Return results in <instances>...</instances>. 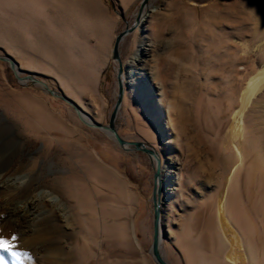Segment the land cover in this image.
<instances>
[{"label": "rangeland", "instance_id": "obj_1", "mask_svg": "<svg viewBox=\"0 0 264 264\" xmlns=\"http://www.w3.org/2000/svg\"><path fill=\"white\" fill-rule=\"evenodd\" d=\"M143 1L0 0V57L14 60L21 77L34 75L95 124L108 126L118 98L115 40L135 26ZM145 10L150 16L120 45L125 88L116 129L125 141L159 154L161 254L168 264H187L184 233L215 206L227 185L236 163L228 139L231 114L264 69V0H149ZM140 48L143 55L136 59ZM248 109L252 144L246 152L260 161L264 91ZM42 113L74 136L60 129L50 133L52 139L25 134V123L43 132ZM0 125V159L7 164L0 177L30 175L14 199L26 201L43 191L59 198L37 200L30 234L22 227L17 237L18 251L28 255L14 262L0 251L5 264H156L155 158L125 152L43 86L20 82L3 61ZM258 191L254 183L251 203ZM96 202L111 203L107 215L125 222L126 235L101 237L100 224L90 218ZM4 221L0 235L13 244ZM254 222L261 232L263 217Z\"/></svg>", "mask_w": 264, "mask_h": 264}, {"label": "bare ground", "instance_id": "obj_2", "mask_svg": "<svg viewBox=\"0 0 264 264\" xmlns=\"http://www.w3.org/2000/svg\"><path fill=\"white\" fill-rule=\"evenodd\" d=\"M149 16L150 13L145 10L141 21H145ZM141 49L138 51L136 59L143 55ZM12 61L15 64L14 71L18 73L19 66L14 60ZM263 91L264 69L254 77V83L245 97L243 106L231 114L230 126H228V139L236 155V163L228 175L227 185L219 195L215 206L208 207L203 216L194 222L192 226L188 227L184 233L182 242L185 247L182 251L187 264H264V164L260 162L264 157L260 161L259 157L248 158L246 152L247 144H252L249 138L251 134L249 135L248 108L250 102ZM76 112L85 125L89 127L95 125L82 111L78 112L77 110ZM29 116L31 115L29 114ZM42 119L46 123L39 126L43 129V132L36 133L32 126L25 123L23 126L24 133L27 135L39 134L43 135L42 137L52 139L55 135L50 133L60 129L64 131L66 137L71 138L74 136L72 132H68L59 123L52 120L48 123L49 119L43 113ZM85 122H88L89 125ZM2 127L0 125V130ZM106 132L109 133L108 131ZM110 136L114 138L113 135L110 134ZM154 160L157 162L156 158ZM5 165L7 164L0 159V168L3 169L6 167ZM103 173L106 179L116 180L109 172L104 171ZM30 182V175L24 177H0V196H2L1 200H3L2 202L0 201V222L5 220L6 232L10 231L11 237H16L12 244L15 252H19L17 237L20 236L22 227L25 228L24 232L26 234H30L28 229L32 227L31 223L35 216L33 209H35L37 200L55 202L59 199L54 194L43 191L37 195L30 193L29 198L25 196V199L27 198L26 201L15 200L14 193L17 190L19 191L20 188L27 186ZM116 182L125 188L124 183L117 180ZM66 183V189H71L72 185H70L69 181ZM254 183L258 184L259 191L255 198V203H251L250 189ZM2 191L6 192V195H1ZM95 205L97 208L91 213L90 218L96 220L98 225L100 224L99 231L102 238L113 234L123 236L127 234V230L124 227L125 222L111 221L108 217L107 214L113 210V207L109 206L111 203L103 206L96 202ZM259 216L263 217V229L261 232H258L257 225L254 222V217L259 218ZM118 224L122 226L120 230L117 228ZM114 227L117 228L115 232H113ZM10 258L14 262L17 261L12 256Z\"/></svg>", "mask_w": 264, "mask_h": 264}, {"label": "water", "instance_id": "obj_3", "mask_svg": "<svg viewBox=\"0 0 264 264\" xmlns=\"http://www.w3.org/2000/svg\"><path fill=\"white\" fill-rule=\"evenodd\" d=\"M149 0H144L140 9V12L138 14V17L136 19L135 26L131 28H127L123 32H121L115 40L113 52H112V59L114 62L118 64V72H117V81H118V98L114 107V110L110 116V121L108 126H103L101 124H95L92 125L96 129L99 130H105L108 131L111 135H113L115 141L117 142L118 146L124 150L125 152H135V151H141L145 154H147L152 160L153 157L157 159L156 166H155V186H154V192H153V205H154V222H153V240H152V247H151V254L153 257V260L156 264H168L161 256V238H162V229H161V197H162V187L159 183V180H161V160L159 157V154L156 150L153 148L147 146L144 143L141 142H127L123 138L120 137V135L117 132L116 129V121L118 117V113L121 109V105L123 102L124 97V82L122 80V77L124 75V67L123 63L120 57V45L122 41L127 37L129 34H131L136 27L140 25L141 18L143 15V11L145 7L148 5ZM0 61L7 62L10 64L12 70L14 71L15 64L11 60V58L8 57H0ZM15 72V71H14ZM16 77L20 82H35L36 84H39L43 86L52 96L55 98H59L66 103H68L73 109L78 112H81V110L71 101L69 98L64 96L63 94H60L54 90H51L49 86L38 80L34 75H27L24 77H21L18 73H16ZM88 124V122H85ZM89 125V124H88Z\"/></svg>", "mask_w": 264, "mask_h": 264}, {"label": "snow or ice", "instance_id": "obj_4", "mask_svg": "<svg viewBox=\"0 0 264 264\" xmlns=\"http://www.w3.org/2000/svg\"><path fill=\"white\" fill-rule=\"evenodd\" d=\"M12 241L16 240V237H11ZM0 251L4 253L10 254L14 259L19 260V258L27 256L28 253H22V252H15L13 251L12 244L10 241L6 238H4L2 235H0ZM31 258V257H29ZM0 264H5L3 257H0Z\"/></svg>", "mask_w": 264, "mask_h": 264}]
</instances>
